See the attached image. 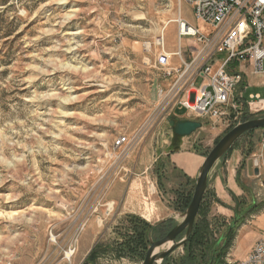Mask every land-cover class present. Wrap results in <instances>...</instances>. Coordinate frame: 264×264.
I'll return each instance as SVG.
<instances>
[{"label":"rangeland","instance_id":"obj_1","mask_svg":"<svg viewBox=\"0 0 264 264\" xmlns=\"http://www.w3.org/2000/svg\"><path fill=\"white\" fill-rule=\"evenodd\" d=\"M190 11L183 0H0V264H141L149 228L165 219L153 228L158 240L181 221L196 177L183 179L170 155L184 141L205 158L245 112L223 120L216 138L212 129L174 135V122L189 118L169 92L177 73L164 71L183 66L174 54L159 66L157 39L182 58L198 47L179 37V18L209 30ZM244 70L243 98L262 96L261 77ZM263 140L264 127L247 130L216 161L192 226L204 229L203 244L185 241L163 264H186L189 249L217 264L213 247L231 232L218 264L245 258L264 231ZM142 222L149 230L138 246Z\"/></svg>","mask_w":264,"mask_h":264},{"label":"built area","instance_id":"obj_2","mask_svg":"<svg viewBox=\"0 0 264 264\" xmlns=\"http://www.w3.org/2000/svg\"><path fill=\"white\" fill-rule=\"evenodd\" d=\"M187 3L196 20L209 27L206 32L193 27L184 20L177 26L187 30L179 35L195 37L198 47L188 46V56L181 57L182 51L167 53L163 48L164 36L158 37L161 52L158 64L164 68L169 56H179L183 66L180 70L169 66L164 73L175 72L176 80L170 91L175 95V104L186 109L190 119L209 120L224 125L242 113L264 110V94L243 98L247 76L237 67H251V73L261 77L264 90V0H183ZM201 77L196 86L197 78ZM182 93L180 96H178ZM161 93V91H159ZM227 122L225 125H229ZM127 136L114 138L113 147L125 144ZM264 141V140H263ZM264 143V142H263ZM239 264H264V233L255 240L246 257Z\"/></svg>","mask_w":264,"mask_h":264},{"label":"water","instance_id":"obj_3","mask_svg":"<svg viewBox=\"0 0 264 264\" xmlns=\"http://www.w3.org/2000/svg\"><path fill=\"white\" fill-rule=\"evenodd\" d=\"M173 133L178 137H186L193 132L200 129L202 122L191 120V119H179L174 122ZM264 127V116L259 118L247 119L244 122H238L236 125L230 128L229 131L222 134L220 138L216 141L215 145L208 151V154L203 159L199 172L195 178L194 190L191 195V201L188 207L185 209L182 215H180L181 221L178 222L167 232L163 237L158 240H152L151 234L153 228L159 223L165 221V219L158 220L149 229V247L147 248L143 262L141 264H161L164 258L172 253L175 248L180 245L185 244L184 242L189 239L192 232V226L198 215L199 206L202 202L203 194L207 187V178L210 171L212 170L216 161L223 156L226 150H228L231 145L247 130ZM174 150H178L175 147ZM257 171H255L256 173ZM184 231V236L180 240L176 241V236ZM168 243V244H167ZM167 245L164 250H159L160 247ZM83 264H90L88 261H84Z\"/></svg>","mask_w":264,"mask_h":264},{"label":"crops","instance_id":"obj_4","mask_svg":"<svg viewBox=\"0 0 264 264\" xmlns=\"http://www.w3.org/2000/svg\"><path fill=\"white\" fill-rule=\"evenodd\" d=\"M186 9H188V7L186 6ZM190 13H191V11H190ZM186 21L187 22H189V19L188 18H186ZM192 26H194V25H192ZM194 27H196V26H194ZM169 50L171 51V52H174L175 50H176V48H173V46L172 45H169ZM188 57V55H186V58ZM171 63H173V65L175 66V65H177V64H180V60H179V58L177 57V56H173L172 58H171ZM247 67H249V66H247ZM238 68H240V70L243 72V74H245V76H246V73H245V70H244V68H246V67H242V65L240 66V67H237L236 68V70L238 69ZM201 80V77H199V78H197V80ZM196 80V81H197ZM244 92H245V90H244ZM250 95H253V94H250ZM250 95L246 98V100L247 101H249V98H250ZM186 113V112H185ZM188 118V117H187ZM190 119V118H189ZM218 125H221V124H218V123H214V122H212V121H209V120H203V122H202V126L200 127V129H198L199 131L198 132H196L197 134H199L200 133V130H208V129H212V130H209L211 133H213L214 134V136H215V138L217 137V135H218V133H219V131H221V130H219V128H217V126ZM222 126V125H221ZM221 134V133H220ZM176 137H178V136H176ZM186 137H188V135L186 136ZM186 137H179V138H181V140L183 141V139H185ZM196 140L194 139L192 142H191V144H194V143H196L195 142ZM198 143H200V142H198ZM182 144V146H183V144H184V141L181 143ZM182 146H180V148L176 151L177 153H173V154H171L170 155V161L171 162H173L172 164V166H174L175 168H177L178 170H179V172H180V174L179 175H182L183 176V179H188V180H192V179H194L196 176H197V174H198V172H199V167H200V165H201V163H202V161H203V155L202 154H200V153H196L195 151H193V150H191V149H189V147H187L186 146V148L185 147H182ZM232 157H233V161H234V163L233 164H236L237 162H238V160H239V156H238V154H237V151H235V150H233L232 151ZM231 189V188H230ZM233 189V188H232ZM231 189V190H232ZM264 233V231L262 232V233H259V234H255V238H256V240L262 235ZM254 242H255V240H254ZM254 242L252 243V245L254 244ZM251 245V246H252ZM250 248V247H249ZM249 252V250L247 251V253ZM246 253V254H247ZM176 253L174 252V254H171V255H168L167 257H165L164 258V260H163V263L166 261H169V260H171V259H173L174 258V256H176L175 255ZM246 254H245V257H246ZM171 256V257H170ZM162 262H161V264H163Z\"/></svg>","mask_w":264,"mask_h":264},{"label":"trees","instance_id":"obj_5","mask_svg":"<svg viewBox=\"0 0 264 264\" xmlns=\"http://www.w3.org/2000/svg\"><path fill=\"white\" fill-rule=\"evenodd\" d=\"M10 33H11V30H7V31H5V34H7V35H10ZM247 107L245 106V112H243L242 114V116L240 117L241 118V121H245L246 119H250V118H252V117H254V116H256L255 114H251L250 112H248L247 113V109H246ZM243 109V110H244ZM233 125H230V127L229 128H227L226 130H225V132H227V131H229L230 130V128L232 127ZM220 138V137H219ZM218 138V139H219ZM218 139H216V141L218 140ZM215 141V142H216ZM188 195V194H187ZM187 197V196H186ZM188 203H189V200L186 198L185 199V201H184V204L182 205L183 206V208L185 209L186 207H187V205H188ZM200 207H199V210L198 211H200ZM205 224H206V222H205ZM197 224H195L194 225V229H193V231H192V233H191V235L189 236V239L187 240V242H185L186 244H185V247L187 248H189V246H190V249H191V245H193V243H196V245H199V244H203V242H202V239H203V237H202V235H204L203 234V231H204V229L203 230H201V229H198L197 228ZM149 228V226L146 224V223H144V222H142L141 224H137V225H134V229H136L137 230V237H136V239H135V241H134V243H135V245H138V246H140L141 244H143V241H142V237L143 236H145L146 234H147V231L149 230L148 229ZM199 231V233H198V231ZM164 232H168V231H164ZM235 232V231H234ZM165 233V234H166ZM143 235V236H142ZM233 237H234V233H230V235H228L227 237L226 236H223V244L221 245V247H220V249L218 250V252L217 253H214V250H215V247H213V250H212V252H213V254H214V262L215 263H220L221 261H220V258L224 255V253H225V251H227V249H228V247H229V245L231 244V241H232V239H233ZM205 238V237H204ZM216 243H215V245H217L218 244V242L217 241H215ZM142 246V245H141ZM211 245H209V247H210ZM189 249V253H188V258H189V262H187L186 264H198V262H199V264H200V261H201V259H197L198 258V256L196 255V254H192V251ZM216 254V255H215ZM200 257H203V255L202 254H200ZM204 259V258H203ZM208 263H209V261H208ZM208 263H206V264H208Z\"/></svg>","mask_w":264,"mask_h":264},{"label":"bare ground","instance_id":"obj_6","mask_svg":"<svg viewBox=\"0 0 264 264\" xmlns=\"http://www.w3.org/2000/svg\"><path fill=\"white\" fill-rule=\"evenodd\" d=\"M193 27L194 26H191V28L189 27L188 28V33H192L193 32ZM187 29L185 28V27H183V26H180V31H179V33H181L182 31H186ZM180 35V34H179ZM188 118H190V117H188ZM194 120H196V119H194ZM196 121H199V120H196ZM200 122V121H199ZM155 189L153 188V187H151V191H154ZM168 244V243H167ZM158 251H159V249H158ZM72 254V250H70L69 252H68V254H67V258L70 256Z\"/></svg>","mask_w":264,"mask_h":264}]
</instances>
